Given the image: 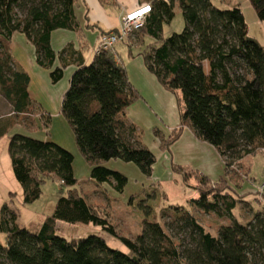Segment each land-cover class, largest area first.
Masks as SVG:
<instances>
[{"label": "trees", "instance_id": "16d2710c", "mask_svg": "<svg viewBox=\"0 0 264 264\" xmlns=\"http://www.w3.org/2000/svg\"><path fill=\"white\" fill-rule=\"evenodd\" d=\"M144 1L151 6L150 13L143 27L123 43L130 57L134 48L140 49L146 69L176 96L180 114L178 129L167 139L155 131V138L161 148H169L184 127L191 129L216 150L224 163V177L211 183L198 172L174 166L173 172L180 174L198 197L187 207L162 209L160 219L151 221L152 194L146 195L138 205L144 214L141 229L131 238L120 235L107 211L89 203L76 189L70 152L50 140L13 134L8 154L23 191V204L40 198L46 180H56L66 195H60L53 213L35 230L20 228L9 206L0 207V238H4L0 240V264H264V201L256 197V205L261 207L255 208L243 201L251 194L233 192L241 183L251 181L247 162L264 151V44L247 36V23L238 6L218 9L214 0ZM76 2L0 0V91L15 115L0 127V137L14 127L16 118L24 116L36 114L44 130L50 127L51 116L30 99L29 77L10 53L11 38L20 33L33 45L36 64L50 70L52 84L62 80L66 68L75 67L62 98L61 114L90 167L91 180L122 193L126 177L109 170L105 163H132L149 178L155 157L142 145L140 132L127 118V109L139 95L115 51L95 53L88 65L71 47L53 51V31L78 29ZM247 2L264 22V0ZM176 5L185 27L164 39L163 24L173 20ZM145 38L152 42L145 45ZM57 59L60 65L54 67ZM133 202L131 198L129 204ZM241 204L251 206V216L244 223L233 216ZM194 209L229 222L220 224L212 234L199 222ZM57 221L99 227L126 251L110 248L96 235L72 240L57 236Z\"/></svg>", "mask_w": 264, "mask_h": 264}, {"label": "crops", "instance_id": "0c3cea01", "mask_svg": "<svg viewBox=\"0 0 264 264\" xmlns=\"http://www.w3.org/2000/svg\"><path fill=\"white\" fill-rule=\"evenodd\" d=\"M145 3L144 0H107L103 2L101 0H77L75 17L78 29L74 31L61 29L53 31L50 37L51 47L55 53L71 47L81 53L85 64L88 65L94 58L101 34L118 30L121 25V18ZM151 42L150 38H145V45ZM114 51L117 61L121 63L126 71L129 83L139 95V99L127 109V118L140 132L142 145L155 157L152 175L149 178L145 177L136 165L134 167L120 160H110L105 163L104 166L106 168L118 172L127 179L123 192L117 193H125L123 201L125 203L127 201V203H119L128 208L130 207L128 197L139 193L143 194L147 190V192L152 194V199L156 198L162 185V182L155 177L159 163L166 166V169H170L171 172H173L172 168L174 166L188 168L200 173L209 179L211 183H217L225 175L224 163L216 150L211 145L198 139L191 129L184 127L179 139L169 148L160 147V142L154 135L155 131H159L162 137L167 139L172 131L179 127L180 114L175 99L176 96L164 89L156 77L146 69L143 58L139 54L140 49L134 48L133 57H130L128 47L124 43L119 42L115 45ZM10 53L14 63L29 77L28 94L30 99L39 105L42 110L50 111L52 107H55L62 100L68 87L65 89L64 86L60 87V94H57L55 91H45L43 93L40 91V83L47 84L48 78L46 74L49 76L50 70L41 68L36 64L34 47L27 41L24 35L20 33L13 34L10 41ZM59 65L60 62L57 59L54 67ZM74 71L75 67L69 66L65 69L63 76L66 73L71 78ZM8 104L11 107V113L7 117L13 118L15 115L12 112V106L9 102ZM25 117L15 119L16 123L13 130L10 131H13L14 134L25 136L28 130L35 132L37 130L35 122L31 124L29 121L28 123L24 120ZM54 120L52 119V126L48 129L51 132L50 137H45L42 141L50 140L70 152L73 155L72 169L74 178L78 181L89 179L92 183L90 167L79 153L74 135L63 126L62 122H54ZM56 123L59 129L56 127ZM54 129L55 134H52ZM9 135L10 138L13 135L12 132ZM257 154H264V151L260 150ZM124 170L133 173L135 177V185H133L136 188L135 190L131 189L129 191L127 189L129 186L128 174ZM177 175L181 177L180 183L183 188L190 193L187 200L188 203L191 199H196L198 193L186 187L182 176L180 174ZM94 183L93 186H95ZM92 192L87 194L82 192L89 203L101 200L97 196V194H101L99 190H92ZM233 192L236 195L251 194L243 198V201L247 203L251 202V198L255 199L258 197L252 181L241 183L239 187L233 188ZM262 195L264 196V193ZM160 196H162V201L166 200L167 195L165 193ZM114 202L118 203L117 201ZM158 209L161 211L163 206Z\"/></svg>", "mask_w": 264, "mask_h": 264}, {"label": "rangeland", "instance_id": "374dc122", "mask_svg": "<svg viewBox=\"0 0 264 264\" xmlns=\"http://www.w3.org/2000/svg\"><path fill=\"white\" fill-rule=\"evenodd\" d=\"M247 0H214L213 4L218 9H227L231 6H238L244 13V17L247 23V36L253 37L258 40L260 43L264 44V22H261L257 19L253 9L248 4ZM185 27V22L181 13L180 8L176 5L174 9V18L170 23H164L162 27L161 37L166 39L173 34H179L183 31ZM131 37V36H130ZM206 71H208V66L205 65ZM47 75L48 81L47 84L41 82L40 83V91L43 93L45 91H55L57 94H60V87L64 86V89L69 86L70 78L65 73L63 79L57 84H52L50 78ZM67 90V89H66ZM66 92V91H65ZM65 94V93H64ZM175 97V96H174ZM176 99V97H175ZM61 101L50 109V111H45L51 116L50 128L52 126V119H55L54 122H62L63 126L67 128V130L73 134V131L61 114ZM11 113V107L8 102L5 100L2 92L0 91V127L6 125L5 121L8 119L7 115ZM36 115V114H35ZM32 115L30 117H25L24 120L29 123L35 122L36 131H26V136L35 138L37 140H43L50 137L51 132L49 130H44L40 121ZM18 119V118H16ZM166 124V123H164ZM5 127V126H4ZM13 127V126H12ZM56 127L59 129L58 124L56 123ZM13 130V128H11ZM55 129L52 134H55ZM13 131H7V133L0 137V207L4 204H7L11 211H13L16 216V224L20 228H26L29 230H35L37 226L41 223L45 217L51 215L55 209L56 203L60 195H66V190L62 189L60 183L56 180H46L45 183L41 187V196L35 202L25 205L23 204V191L21 186L17 183L14 178L10 157L8 154V141L9 134ZM250 172L249 178L255 185V191L258 195L259 202L264 201L262 196L263 192L259 191L260 185L264 184V154H257L252 157L247 162ZM136 167L134 164L129 163ZM237 169V168H236ZM128 174V190H135V177L131 171L124 170ZM240 171V169H239ZM155 177L157 180L162 182L160 187L158 196L152 199L149 203L152 206V215L150 220H154L156 218L159 220V215L161 213L160 209H167L169 206H183L187 207L189 191L185 190L180 183V176L171 172L170 169H166V166L161 163L158 164V169L156 170ZM93 182L89 181V179L77 180L76 189L82 194L93 193L92 190H99L101 194L97 196L101 198L94 204L102 206L107 211L110 220L114 223L116 230L120 235L135 237V235L141 229V220L144 219V214L138 209L139 201L145 198V194H151L150 192H145L143 194L131 195L128 197L134 199L133 203L130 204V207H126L123 201L125 197L124 194H117L114 192L110 186L107 184L97 185ZM110 188V189H109ZM254 189V188H253ZM165 193L167 195L166 200L162 201V195ZM14 194V195H12ZM134 194V193H133ZM83 195V194H82ZM84 196V195H83ZM108 199V200H107ZM128 200V202H129ZM103 201V202H102ZM111 201V202H110ZM117 201L118 203L114 202ZM250 205L252 207H261L256 205L255 199H250ZM121 202V203H119ZM247 203V202H246ZM258 204V202H257ZM250 206V207H251ZM249 205L245 206V204L239 205L234 210V218L238 221L244 223L248 221L251 216V211ZM193 213L198 218L199 222L205 227L207 231H210L212 234L215 232L217 227L220 224L228 223V219H220L214 214H204L200 213L198 210L194 209ZM56 235L67 240L86 238L90 235H96L102 237L106 240L107 245L113 249H119L122 251H126L121 244L114 238L107 235L102 231L101 228L93 226L91 224H68L62 221H57L56 224ZM0 240L3 242L4 238L1 237Z\"/></svg>", "mask_w": 264, "mask_h": 264}, {"label": "built area", "instance_id": "2783aa9c", "mask_svg": "<svg viewBox=\"0 0 264 264\" xmlns=\"http://www.w3.org/2000/svg\"><path fill=\"white\" fill-rule=\"evenodd\" d=\"M150 10L151 6L145 3L137 9L124 15L121 18V25L116 32L112 31L100 36L95 53H98L99 51L113 52L117 43H123L135 31L143 27L145 18L150 13ZM259 191H264V184L260 185Z\"/></svg>", "mask_w": 264, "mask_h": 264}]
</instances>
